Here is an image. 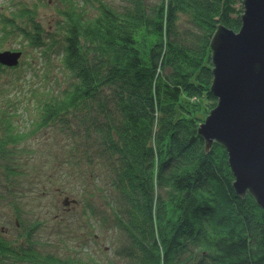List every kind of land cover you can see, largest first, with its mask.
<instances>
[{"label":"trees","instance_id":"obj_1","mask_svg":"<svg viewBox=\"0 0 264 264\" xmlns=\"http://www.w3.org/2000/svg\"><path fill=\"white\" fill-rule=\"evenodd\" d=\"M32 1L2 16L0 51L58 58L65 76L45 90L36 125L72 121L102 141L110 229L126 241L115 258L87 261L44 250L30 227L22 242L0 233V262L264 264V209L236 193L226 148L207 151L199 134L218 102L211 40L219 25L240 30L243 0H57L55 29L40 18L49 0ZM13 36L21 45L4 47ZM14 122L0 109V182L18 191L15 147L29 136Z\"/></svg>","mask_w":264,"mask_h":264},{"label":"rangeland","instance_id":"obj_2","mask_svg":"<svg viewBox=\"0 0 264 264\" xmlns=\"http://www.w3.org/2000/svg\"><path fill=\"white\" fill-rule=\"evenodd\" d=\"M18 2L33 1L0 0V27L2 16L16 9ZM57 2L49 0L39 8L46 27L56 28ZM21 41L19 36L9 37L4 47H19ZM21 52L17 66L3 65L0 109L13 115L17 127L29 136L15 147V160L25 171L19 178L26 181L18 191L17 187L12 191L1 178L0 233L22 242L27 230L34 227L35 239L44 250L87 261L115 258L114 248L126 237L110 229V199L106 197L109 171L107 164L97 159L106 160L100 154L102 141L97 135L84 137L72 121L37 127L45 90L55 92L65 72L56 65L58 58L54 55L50 58L53 63H49L39 49L26 47Z\"/></svg>","mask_w":264,"mask_h":264},{"label":"water","instance_id":"obj_3","mask_svg":"<svg viewBox=\"0 0 264 264\" xmlns=\"http://www.w3.org/2000/svg\"><path fill=\"white\" fill-rule=\"evenodd\" d=\"M242 26L219 25L211 40L213 82L218 103L199 126L209 151L227 152L241 197L250 193L264 209V0H243ZM22 52L0 51V64L17 66Z\"/></svg>","mask_w":264,"mask_h":264}]
</instances>
